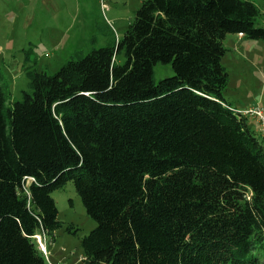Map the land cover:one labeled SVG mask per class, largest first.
I'll return each instance as SVG.
<instances>
[{"label": "trees", "instance_id": "1", "mask_svg": "<svg viewBox=\"0 0 264 264\" xmlns=\"http://www.w3.org/2000/svg\"><path fill=\"white\" fill-rule=\"evenodd\" d=\"M247 0H142L121 39L0 71V264H48L73 182L97 227L84 264H264V137L224 96L229 34L264 40ZM96 42V40L94 39ZM174 75L155 80L157 64Z\"/></svg>", "mask_w": 264, "mask_h": 264}, {"label": "rangeland", "instance_id": "2", "mask_svg": "<svg viewBox=\"0 0 264 264\" xmlns=\"http://www.w3.org/2000/svg\"><path fill=\"white\" fill-rule=\"evenodd\" d=\"M253 2L264 28V0ZM104 5L107 9H104ZM142 0H0V71L11 100L27 90V72L55 75L77 52L88 54L123 38ZM96 40V42L94 41ZM222 64L229 74L225 98L239 111H264V40L229 34ZM156 82L172 77V65L155 66ZM249 124L259 134L252 117ZM62 227L46 239L48 264H84L82 239L97 227L73 182L52 194Z\"/></svg>", "mask_w": 264, "mask_h": 264}, {"label": "built area", "instance_id": "3", "mask_svg": "<svg viewBox=\"0 0 264 264\" xmlns=\"http://www.w3.org/2000/svg\"><path fill=\"white\" fill-rule=\"evenodd\" d=\"M104 9H107L106 5H104ZM240 36L242 37V35H240ZM243 113L245 115L253 117L257 121L258 127H259V132H260L261 136L264 137V111L257 107V108H252L250 110H246ZM37 239H38V243L40 245V248L44 252L46 258H48L49 252L46 248V241L41 236H38Z\"/></svg>", "mask_w": 264, "mask_h": 264}, {"label": "crops", "instance_id": "4", "mask_svg": "<svg viewBox=\"0 0 264 264\" xmlns=\"http://www.w3.org/2000/svg\"><path fill=\"white\" fill-rule=\"evenodd\" d=\"M241 37V36H240ZM252 119H253V121L255 122V124H256V126H257V128H259L258 127V123H257V121L252 117ZM55 264V263H54Z\"/></svg>", "mask_w": 264, "mask_h": 264}]
</instances>
